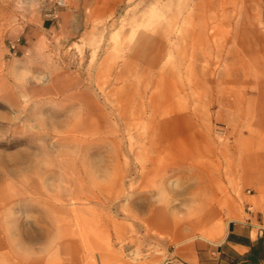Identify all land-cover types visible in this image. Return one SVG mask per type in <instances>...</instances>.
<instances>
[{"label":"rangeland","instance_id":"obj_1","mask_svg":"<svg viewBox=\"0 0 264 264\" xmlns=\"http://www.w3.org/2000/svg\"><path fill=\"white\" fill-rule=\"evenodd\" d=\"M56 1L0 0V264H163L264 220V0Z\"/></svg>","mask_w":264,"mask_h":264},{"label":"crops","instance_id":"obj_2","mask_svg":"<svg viewBox=\"0 0 264 264\" xmlns=\"http://www.w3.org/2000/svg\"><path fill=\"white\" fill-rule=\"evenodd\" d=\"M119 1L94 0L89 13H109ZM64 12L58 11L60 18ZM55 23L52 17H45L39 29H53ZM163 264H264V220L258 223L252 219L230 221L219 240L197 239L186 251Z\"/></svg>","mask_w":264,"mask_h":264},{"label":"built area","instance_id":"obj_3","mask_svg":"<svg viewBox=\"0 0 264 264\" xmlns=\"http://www.w3.org/2000/svg\"><path fill=\"white\" fill-rule=\"evenodd\" d=\"M56 3H57L58 6H63L64 5V0H57ZM57 13H58L57 10L56 11H53V15L54 16H56Z\"/></svg>","mask_w":264,"mask_h":264},{"label":"bare ground","instance_id":"obj_4","mask_svg":"<svg viewBox=\"0 0 264 264\" xmlns=\"http://www.w3.org/2000/svg\"><path fill=\"white\" fill-rule=\"evenodd\" d=\"M166 259V258H165ZM166 262V261H165Z\"/></svg>","mask_w":264,"mask_h":264}]
</instances>
